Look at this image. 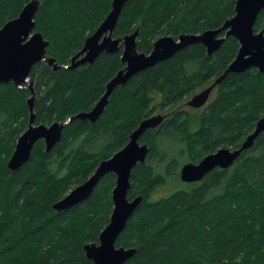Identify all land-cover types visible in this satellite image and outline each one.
Instances as JSON below:
<instances>
[{
  "label": "trees",
  "instance_id": "trees-1",
  "mask_svg": "<svg viewBox=\"0 0 264 264\" xmlns=\"http://www.w3.org/2000/svg\"><path fill=\"white\" fill-rule=\"evenodd\" d=\"M29 0H0V27ZM36 30L49 41L47 54L66 67L34 65L36 123L64 121L91 110L107 83L124 67L121 48L93 63L69 67L111 9L112 0H40ZM236 0H130L114 36L137 27V46L149 53L162 35L218 28L235 13ZM264 29V8L255 31ZM239 42L228 37L208 54L192 44L172 58L140 71L115 88L95 122L75 119L49 151L43 140L31 158L12 171L7 163L28 127V88L0 84V264H95L85 244L99 242L113 209L116 176L106 175L88 198L56 211L52 205L86 180L99 162L128 141L140 121L156 110L173 111L142 137L150 151L132 171L129 199H143L120 234L118 246L135 247L122 264H264V131L229 168L155 197L180 174L221 147L237 148L264 115V74L253 68L231 74L200 111L178 108L209 84L236 57Z\"/></svg>",
  "mask_w": 264,
  "mask_h": 264
},
{
  "label": "water",
  "instance_id": "water-1",
  "mask_svg": "<svg viewBox=\"0 0 264 264\" xmlns=\"http://www.w3.org/2000/svg\"><path fill=\"white\" fill-rule=\"evenodd\" d=\"M129 1L112 0L110 11L96 30L87 36L83 47L71 58L69 65L75 67L91 64L102 53L113 54L122 48L124 67L107 83L105 93L91 110L79 112L64 121H55L51 124L36 123L33 111L35 89L31 71L35 64L42 61L52 65L55 70L66 66L57 64L54 58L48 56L49 41L41 31L36 30L35 18L40 0H29L16 17L0 27V84L14 82L18 87L28 88L32 93L28 99L31 110L28 127L17 139L8 160L7 166L10 170L16 171L26 164L31 158L34 146L40 140L44 141L47 151L51 150L61 140L66 125L75 119H88L91 122L98 120L116 87L126 84L140 71L172 58L189 45L202 44L208 54H213L222 47L228 37L232 36L238 40L239 49L236 57L221 74L184 103L179 104L177 109L205 107L213 99L219 85L231 74H241L253 68L264 74V29L255 31L256 20L264 8V0H236L234 15L227 18L222 26L201 33H182L177 38L162 35L154 41L149 53L138 49V27L131 33L114 36L121 14ZM173 111L154 113L142 119L121 149L101 160L86 180L52 205L53 209L59 212L69 209L88 198L106 175L115 174L110 220L100 232L99 242H90L84 246L86 256L95 264H122L135 254V247L116 244L128 220L143 199L142 194L132 199L128 197L132 171L139 163L146 161L150 151L148 143L141 141L144 134L150 129L158 128ZM263 131L264 115L239 147H221L197 163H184L180 168L181 180L187 183L200 181L217 167H231L245 150L253 146Z\"/></svg>",
  "mask_w": 264,
  "mask_h": 264
},
{
  "label": "rangeland",
  "instance_id": "rangeland-1",
  "mask_svg": "<svg viewBox=\"0 0 264 264\" xmlns=\"http://www.w3.org/2000/svg\"><path fill=\"white\" fill-rule=\"evenodd\" d=\"M204 107H202V108H198L197 110H202ZM160 112H163V111H159V110H156L154 113H160ZM180 170V169H179ZM115 183H116V179H115ZM115 183L113 184V187H112V190H113V188H114V186H115ZM185 182H183L182 180H181V178H180V174L177 176L176 175V178H174L173 180H171L170 181V184H169V187H161V188H159L154 194H153V196H155V197H159V196H163V195H165L166 193H168V191H169V193L170 192H172L173 190H175V188H177V187H179V186H181V185H183ZM168 193V194H169Z\"/></svg>",
  "mask_w": 264,
  "mask_h": 264
}]
</instances>
